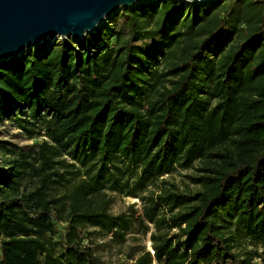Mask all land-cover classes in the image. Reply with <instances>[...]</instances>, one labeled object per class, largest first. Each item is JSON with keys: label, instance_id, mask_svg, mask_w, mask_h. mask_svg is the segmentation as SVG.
<instances>
[{"label": "trees", "instance_id": "obj_1", "mask_svg": "<svg viewBox=\"0 0 264 264\" xmlns=\"http://www.w3.org/2000/svg\"><path fill=\"white\" fill-rule=\"evenodd\" d=\"M220 1L143 0L0 62V124L36 140L0 139V264H103L88 227L150 233L134 264H264V0Z\"/></svg>", "mask_w": 264, "mask_h": 264}, {"label": "water", "instance_id": "obj_2", "mask_svg": "<svg viewBox=\"0 0 264 264\" xmlns=\"http://www.w3.org/2000/svg\"><path fill=\"white\" fill-rule=\"evenodd\" d=\"M141 1L0 0V62L18 58L26 50L57 38L82 40L105 19ZM177 1L201 3L209 0Z\"/></svg>", "mask_w": 264, "mask_h": 264}, {"label": "rangeland", "instance_id": "obj_3", "mask_svg": "<svg viewBox=\"0 0 264 264\" xmlns=\"http://www.w3.org/2000/svg\"><path fill=\"white\" fill-rule=\"evenodd\" d=\"M212 1L217 0H209L201 3H209ZM228 1L231 0H221L218 5L214 6L210 10L209 14L214 13L213 16H221L223 11L227 10L228 7L223 5V3ZM241 1H243L244 4H247L250 0ZM239 3L241 2H237V5L234 8V13L232 16H230V20H244L247 21L249 25H254L256 19L258 18V8H239ZM220 7L223 8V11L218 14L219 10L216 9ZM121 11L123 10H120V12ZM109 19L110 18L105 19L99 25V27L104 26ZM213 24L214 21H211L209 26H213ZM58 39L63 40V38ZM0 139L17 144L24 148H32L36 141L34 138L28 137L23 132L19 131L10 122H4L3 124H0ZM197 173L198 172L196 171V168H191L188 170L177 168L160 179H164L169 183L174 184L179 191L193 192L196 191L197 187L192 184L190 176H196ZM160 179L156 182L160 183ZM148 190H153V187L150 186ZM109 194L113 198V203L110 206L111 214L118 215L123 213L128 215L131 206L137 210H140L141 202L138 198L124 197L117 193ZM86 231L87 233H91V235L89 234L86 236L89 247L93 250L94 256L103 264H134L135 259L141 253L149 251L152 255L151 242L149 239L150 233L143 235L138 232H132L126 234L122 239H116L111 233H105L96 228L88 227ZM236 241V249H243L245 247L250 249L252 248L244 238L237 236ZM152 264L158 263L154 261Z\"/></svg>", "mask_w": 264, "mask_h": 264}, {"label": "built area", "instance_id": "obj_4", "mask_svg": "<svg viewBox=\"0 0 264 264\" xmlns=\"http://www.w3.org/2000/svg\"><path fill=\"white\" fill-rule=\"evenodd\" d=\"M152 252V251H151Z\"/></svg>", "mask_w": 264, "mask_h": 264}]
</instances>
